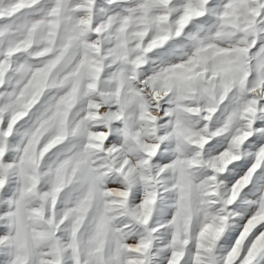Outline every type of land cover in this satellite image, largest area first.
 Instances as JSON below:
<instances>
[{"label": "snow or ice", "instance_id": "6c2138e0", "mask_svg": "<svg viewBox=\"0 0 264 264\" xmlns=\"http://www.w3.org/2000/svg\"><path fill=\"white\" fill-rule=\"evenodd\" d=\"M0 264H264V0H0Z\"/></svg>", "mask_w": 264, "mask_h": 264}]
</instances>
